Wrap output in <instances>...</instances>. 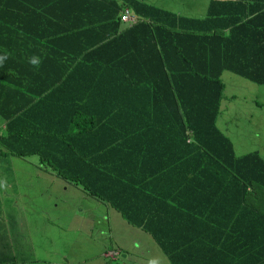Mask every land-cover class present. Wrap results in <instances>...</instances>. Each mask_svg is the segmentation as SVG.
Listing matches in <instances>:
<instances>
[{
	"label": "trees",
	"instance_id": "trees-1",
	"mask_svg": "<svg viewBox=\"0 0 264 264\" xmlns=\"http://www.w3.org/2000/svg\"><path fill=\"white\" fill-rule=\"evenodd\" d=\"M223 72L264 85V0H210L203 18L0 0V181L36 156L169 264H264V160L236 157L216 126Z\"/></svg>",
	"mask_w": 264,
	"mask_h": 264
},
{
	"label": "rangeland",
	"instance_id": "rangeland-1",
	"mask_svg": "<svg viewBox=\"0 0 264 264\" xmlns=\"http://www.w3.org/2000/svg\"><path fill=\"white\" fill-rule=\"evenodd\" d=\"M141 1L181 15L201 3ZM220 80L224 90L218 130L236 157L256 152L264 160V85L230 72H223ZM11 165L14 174L0 181V264L13 258L15 264H167L147 233L36 156L12 158ZM7 218L13 221L7 223ZM18 218L22 225L14 226Z\"/></svg>",
	"mask_w": 264,
	"mask_h": 264
},
{
	"label": "crops",
	"instance_id": "crops-1",
	"mask_svg": "<svg viewBox=\"0 0 264 264\" xmlns=\"http://www.w3.org/2000/svg\"><path fill=\"white\" fill-rule=\"evenodd\" d=\"M209 2H210V0H201V3L199 4V5H195V8H194V10L193 11H189V12H187V14H183V16H185V17H189V18H203L204 16H205V14H206V11H207V8H208V5H209ZM197 6H200L201 8V10H200V12H196V9H197ZM157 7V6H156ZM172 13V12H171ZM175 14H177V13H175ZM177 15H181V14H177ZM46 172V171H45ZM206 190V189H205ZM203 194H204V196H205V199H207V200H210L211 198H213V200H214V197L213 196H211L210 195V193H208V192H203ZM197 197H199V195L197 194V192H194V193H192V197H190V203L191 204H196V200H197ZM211 201V200H210ZM189 206H190V209L192 210L193 209V207H192V205H190L189 204ZM194 216H196V217H203V215H194ZM216 215L214 214L212 217H215ZM13 221V220H12ZM9 218H7L6 219V222L7 223H9V222H12ZM16 223H18V224H20V225H22V223H21V219H17L16 221H15V224H14V226H18ZM116 255V254H115ZM117 256V255H116ZM12 260V259H11ZM11 260L10 261H2L1 262V264H15L16 263V260H15V262L13 263V262H11ZM22 263H24L23 261H21ZM166 263L168 264L169 262H168V260L166 261Z\"/></svg>",
	"mask_w": 264,
	"mask_h": 264
},
{
	"label": "built area",
	"instance_id": "built-area-1",
	"mask_svg": "<svg viewBox=\"0 0 264 264\" xmlns=\"http://www.w3.org/2000/svg\"><path fill=\"white\" fill-rule=\"evenodd\" d=\"M120 21L123 23H132L134 19L130 16L128 9H124L120 15Z\"/></svg>",
	"mask_w": 264,
	"mask_h": 264
},
{
	"label": "clouds",
	"instance_id": "clouds-1",
	"mask_svg": "<svg viewBox=\"0 0 264 264\" xmlns=\"http://www.w3.org/2000/svg\"><path fill=\"white\" fill-rule=\"evenodd\" d=\"M130 12V10H129ZM122 13V12H121ZM121 15V14H120ZM130 16L134 19V21L132 23H124V24H127V25H132V24H135L137 22V19L136 17H134L131 12H130ZM123 23V22H122ZM222 75V74H221ZM38 158V157H37ZM94 198V197H93ZM96 199V198H95ZM99 201V200H98ZM105 204V203H104Z\"/></svg>",
	"mask_w": 264,
	"mask_h": 264
}]
</instances>
